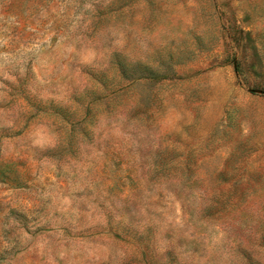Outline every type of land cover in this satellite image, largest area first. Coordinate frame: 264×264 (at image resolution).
Instances as JSON below:
<instances>
[{
	"label": "rangeland",
	"instance_id": "rangeland-1",
	"mask_svg": "<svg viewBox=\"0 0 264 264\" xmlns=\"http://www.w3.org/2000/svg\"><path fill=\"white\" fill-rule=\"evenodd\" d=\"M0 264H264V0H0Z\"/></svg>",
	"mask_w": 264,
	"mask_h": 264
}]
</instances>
